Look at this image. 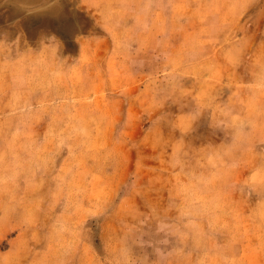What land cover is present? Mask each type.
<instances>
[{
    "label": "rangeland",
    "instance_id": "374dc122",
    "mask_svg": "<svg viewBox=\"0 0 264 264\" xmlns=\"http://www.w3.org/2000/svg\"><path fill=\"white\" fill-rule=\"evenodd\" d=\"M143 1L0 0V264H264V0Z\"/></svg>",
    "mask_w": 264,
    "mask_h": 264
},
{
    "label": "crops",
    "instance_id": "0c3cea01",
    "mask_svg": "<svg viewBox=\"0 0 264 264\" xmlns=\"http://www.w3.org/2000/svg\"><path fill=\"white\" fill-rule=\"evenodd\" d=\"M142 2H144L143 0H141ZM252 3V2H251ZM127 6V4H126ZM94 7V6H93ZM157 7V5H156ZM249 7L246 4L244 5L239 4L236 8H246ZM96 8L98 9L99 6H96ZM158 8H162V5L158 6ZM79 40H77L78 43ZM81 43H83L81 45H79V47L77 48L76 54L73 55V59L75 60L76 58V63L74 65V67L79 68L80 64H78L80 61L79 58L82 57H91V63H93V59L94 57H98L101 55L102 53V46L106 47V43L108 44L109 40L108 37L105 36H92V37H86V39L81 40ZM49 47L48 48H38V49H34V50H26L23 51L22 53L16 51V52H11L10 56L12 58V68H21L20 71L17 70H13L12 72H10L11 74V87L14 88L15 90L19 91V90H23V89H27L30 86V78L33 76L36 77V79L34 81L40 83V87L41 88H45V87H49L51 84L48 81L49 79V73H50V67L47 66V70L46 73H44L45 70V63H48L51 61L52 58H55L56 56L60 55L61 51L57 48H55V43L52 41L50 43H48ZM90 45L91 48L89 49L87 46ZM96 47V48H95ZM62 55V53H61ZM23 56H27V57H40V58H48L47 61H42L41 62V67L40 66H32L31 64H21L20 67H18V63H20L21 59L23 58ZM42 64H44V67L42 66ZM16 68V69H17ZM53 69H55V67H53ZM75 69V68H73ZM63 73L62 71L58 72L57 74H61ZM29 79V81H28ZM262 102V100H261ZM190 119V118H189ZM188 119V121H189Z\"/></svg>",
    "mask_w": 264,
    "mask_h": 264
}]
</instances>
